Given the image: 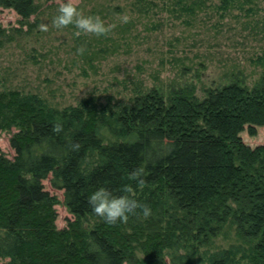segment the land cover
Instances as JSON below:
<instances>
[{"label": "trees", "instance_id": "1", "mask_svg": "<svg viewBox=\"0 0 264 264\" xmlns=\"http://www.w3.org/2000/svg\"><path fill=\"white\" fill-rule=\"evenodd\" d=\"M144 10L156 0H134ZM211 0H163L194 13ZM216 1L217 3H215ZM212 0L247 13L264 0ZM29 19L35 0H0ZM62 127L57 129L56 125ZM264 127V77L164 95L136 94L112 110L84 99L58 109L34 95L0 92V130L11 132L14 159L0 153V259L7 264H264V143L243 134ZM144 169V184L130 172ZM64 191L73 219L59 229L56 198ZM101 185L151 205L127 223L96 215L89 195ZM132 188L131 193L127 189ZM94 217L92 229L84 220ZM238 243L211 251L226 225ZM141 253L143 256H140ZM167 258H170L168 263Z\"/></svg>", "mask_w": 264, "mask_h": 264}, {"label": "rangeland", "instance_id": "2", "mask_svg": "<svg viewBox=\"0 0 264 264\" xmlns=\"http://www.w3.org/2000/svg\"><path fill=\"white\" fill-rule=\"evenodd\" d=\"M211 1L189 13L163 0L144 10L134 0H75L86 14L99 13L115 25L106 35H76L75 25L57 28L52 21L61 0H35L37 11L29 19L0 7V92L38 96L58 109L88 99L115 110L153 88L168 95L189 87L199 98L234 81L252 89L264 77V7L254 14L247 13L249 6L226 12ZM41 23L49 30L42 31ZM81 46L83 54L77 51ZM13 134L0 130V153L10 159ZM243 138L252 146L264 143V127L256 136L246 131ZM43 183L56 198L57 226L63 229L73 219L64 191L52 187L50 177ZM94 223L88 217L84 227L92 229ZM238 241L228 224L210 250Z\"/></svg>", "mask_w": 264, "mask_h": 264}, {"label": "clouds", "instance_id": "3", "mask_svg": "<svg viewBox=\"0 0 264 264\" xmlns=\"http://www.w3.org/2000/svg\"><path fill=\"white\" fill-rule=\"evenodd\" d=\"M123 19L126 21L128 17L125 15ZM52 23L57 28H63L69 25H75L76 35L83 33H95L96 35H106L115 25L106 24L103 17L99 14H86L84 9L78 7L75 0H61L57 15L54 16ZM39 28L42 31L49 30V24L41 23ZM81 54L85 48L81 46L77 49ZM57 129L62 125L57 124ZM144 169L138 167L130 172V177L135 179L138 184H144L146 181L143 177ZM132 188L127 189V193H131ZM89 203L92 211L102 217L107 223L115 224L118 222L127 223L130 214H137V211L147 217L152 214V207L149 204L142 203L129 194H113L112 189L105 185H101L89 195Z\"/></svg>", "mask_w": 264, "mask_h": 264}]
</instances>
